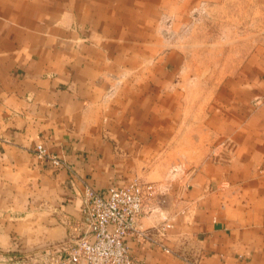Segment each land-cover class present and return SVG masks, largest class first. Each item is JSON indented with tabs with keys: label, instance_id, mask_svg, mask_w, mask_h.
<instances>
[{
	"label": "crops",
	"instance_id": "1",
	"mask_svg": "<svg viewBox=\"0 0 264 264\" xmlns=\"http://www.w3.org/2000/svg\"><path fill=\"white\" fill-rule=\"evenodd\" d=\"M226 1L0 0V264L74 254L82 180L159 187L134 264H264V47L215 52Z\"/></svg>",
	"mask_w": 264,
	"mask_h": 264
},
{
	"label": "built area",
	"instance_id": "2",
	"mask_svg": "<svg viewBox=\"0 0 264 264\" xmlns=\"http://www.w3.org/2000/svg\"><path fill=\"white\" fill-rule=\"evenodd\" d=\"M35 155L43 163L70 168L76 175L75 170L44 143L36 145ZM82 184V213L89 219L90 232L76 240L74 254L68 259H60L59 264H70L71 260L76 264H134L126 243L129 236L163 247L140 223L147 212V203L159 193L155 182L133 180L120 187L110 186L107 194L85 180ZM170 227L171 223H165L161 230Z\"/></svg>",
	"mask_w": 264,
	"mask_h": 264
},
{
	"label": "rangeland",
	"instance_id": "3",
	"mask_svg": "<svg viewBox=\"0 0 264 264\" xmlns=\"http://www.w3.org/2000/svg\"><path fill=\"white\" fill-rule=\"evenodd\" d=\"M222 9L215 12L220 17L204 19V25L219 28L213 36L225 42V50L216 53L245 59L264 47V0H227Z\"/></svg>",
	"mask_w": 264,
	"mask_h": 264
}]
</instances>
